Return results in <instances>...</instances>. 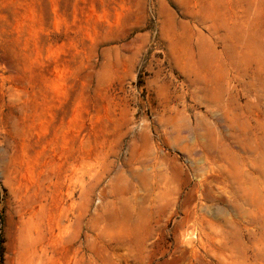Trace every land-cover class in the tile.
<instances>
[{"label": "rangeland", "instance_id": "1", "mask_svg": "<svg viewBox=\"0 0 264 264\" xmlns=\"http://www.w3.org/2000/svg\"><path fill=\"white\" fill-rule=\"evenodd\" d=\"M0 242L264 264V0H0Z\"/></svg>", "mask_w": 264, "mask_h": 264}, {"label": "trees", "instance_id": "2", "mask_svg": "<svg viewBox=\"0 0 264 264\" xmlns=\"http://www.w3.org/2000/svg\"><path fill=\"white\" fill-rule=\"evenodd\" d=\"M0 257L2 258V246H1V242H0Z\"/></svg>", "mask_w": 264, "mask_h": 264}]
</instances>
